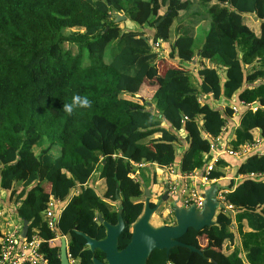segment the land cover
<instances>
[{
  "label": "trees",
  "instance_id": "obj_1",
  "mask_svg": "<svg viewBox=\"0 0 264 264\" xmlns=\"http://www.w3.org/2000/svg\"><path fill=\"white\" fill-rule=\"evenodd\" d=\"M196 4L209 22L198 52L188 26L172 40L175 20ZM118 14L126 19L116 22ZM249 16L257 17L258 30ZM127 21L154 28L153 42ZM158 40L166 54L154 48ZM114 42L119 48L108 59ZM197 53L195 85L183 63ZM238 94L258 105L243 111L228 141L237 151L264 135V0H0V189L10 192L15 217L29 221L27 238L36 233L43 239L47 264H60L61 241H50L58 232L79 264L104 261L81 233L104 238L98 215L116 223L122 210L119 248L128 244L144 210L146 184L131 176V162L173 166L181 145L182 172L204 168L210 139L227 125ZM74 95L91 104L68 115L63 105ZM204 95L227 105L219 109L201 100ZM227 165L219 159L208 177L225 176ZM157 171L152 184L161 182ZM252 173L264 175V152L249 154L237 168L243 178L226 189L234 215L220 210L215 225L189 228L180 238L204 255L181 246L169 254L156 249L148 264H264V178ZM101 181L103 194L94 187ZM51 197L63 204L56 231L44 213Z\"/></svg>",
  "mask_w": 264,
  "mask_h": 264
},
{
  "label": "water",
  "instance_id": "obj_2",
  "mask_svg": "<svg viewBox=\"0 0 264 264\" xmlns=\"http://www.w3.org/2000/svg\"><path fill=\"white\" fill-rule=\"evenodd\" d=\"M125 19V15L118 14L115 21L120 22ZM255 19L257 20V17ZM197 56H199V53H197ZM224 80L225 78H223ZM148 105L151 106V103L149 102ZM202 133L203 135L206 134L205 131ZM143 187L145 194L144 210L141 216L131 225V239L123 249L119 248V237L126 228L122 210L118 212L116 223L105 221L100 214L98 215V222L102 223L106 228V236L104 238L97 239L81 233L92 252L99 249L104 253V261L93 257V264H148V259L154 250H166L167 254H169L171 248L176 246H181L189 249L191 252H198L204 255L203 251L194 245L182 242L180 238L187 233L189 228L201 230L215 225L217 223L215 218L220 210H226L231 216L234 215L232 210L226 209L225 204L217 199L218 190L224 188L217 181L210 184L204 190L205 201L201 210L197 209L195 204H190L189 206L180 205L178 197L172 198L169 206H171V213L174 216L175 222L154 226L151 224L152 216L165 202L170 200L171 196H169L166 190L155 204L152 205L153 201L151 198L153 194L151 187L146 184ZM117 198L120 204L119 195H117ZM28 232L29 221L24 219L21 236L25 238ZM60 241V264H69L67 238L62 236Z\"/></svg>",
  "mask_w": 264,
  "mask_h": 264
},
{
  "label": "built area",
  "instance_id": "obj_3",
  "mask_svg": "<svg viewBox=\"0 0 264 264\" xmlns=\"http://www.w3.org/2000/svg\"><path fill=\"white\" fill-rule=\"evenodd\" d=\"M162 42L161 40H158L157 43H154V48L157 52L166 54V51L164 48H162ZM242 106L244 108H248L250 105L245 104L243 101L241 102ZM257 103L251 104L250 107L255 109L257 107ZM232 110L234 113H238V107L233 106ZM225 130V127L223 128L222 132ZM222 134V133H221ZM218 135L215 138L210 139V152L205 155L206 158V164L204 168L200 169V176H198L199 170L192 172V173H186L187 176H192L194 178L199 179V186H189L191 184H188L187 181H185L181 175L180 181L176 180L175 178H179V175L174 174V171H171L170 169L173 166H169L168 172V180L163 182V184H158V190L153 194V196L160 197L166 190L171 196V198H179L180 205L183 206H189L190 204H195L197 209L201 210L204 205L205 197H204V190L212 183L217 182V179H210L208 177V174L215 169V163L220 159L218 156L220 153H227L230 156L237 157L238 155L248 154L252 152L257 145H259L258 138L254 142L247 143L243 149L241 150H234L233 148L225 146L226 148L224 150L219 149V145L224 147V138L222 135ZM216 151V152H215ZM215 152L216 157H209L210 153ZM133 169L135 170L132 172L131 176L136 180H140L139 176V170L141 168H145L149 166V163L146 162H131ZM155 164V163H154ZM154 164L150 165L154 166ZM241 179L243 178L242 175H239ZM251 178L256 179H262L264 178L263 174H250ZM167 182V184H166ZM226 192L225 188L219 189L217 192V199L225 204L226 209L232 210V205L228 204L225 200L224 194ZM62 202H60L55 197H51L50 200L47 203V208L44 211L47 220L48 225L50 228L56 231L57 229V221L60 214V211L62 209ZM226 211V210H224ZM234 212V211H233ZM2 215V212L0 210V217ZM57 233V232H56ZM64 236L67 238L66 235H61L59 233L56 234V236L51 239L50 241L54 240H61V237ZM68 241V238H67ZM43 242V239L40 235L34 233L31 235V237L28 239L27 236L24 238L21 236V230L13 225L9 232H7L5 235H3L0 238V264H47V260L44 257V253L41 251V243ZM67 256H68V262L69 264H79V260L77 258H74L71 253L68 250L67 246ZM171 264V263H168Z\"/></svg>",
  "mask_w": 264,
  "mask_h": 264
},
{
  "label": "crops",
  "instance_id": "obj_4",
  "mask_svg": "<svg viewBox=\"0 0 264 264\" xmlns=\"http://www.w3.org/2000/svg\"><path fill=\"white\" fill-rule=\"evenodd\" d=\"M250 17L251 16H249V18ZM181 22L183 24H185L184 21H181ZM192 23H193V26H194V28H193L194 31H197L201 27V25H203L202 21H196L195 20L193 22V20H192ZM204 23H206L205 26H207V24L209 25V22L207 20L204 21ZM125 26L132 27L133 24H127V22H125ZM173 27H174L173 30H174L175 34H173L172 40H174L176 38L175 37L176 34L180 33V31L183 30L186 26L185 25L184 26L180 25V26H173ZM196 57H197L196 60H193L192 62H184V63L188 64L187 67L189 68L190 72L193 73V75H195L198 78V82L200 83V77L198 76L199 57L197 55H196ZM164 67L165 66L163 65L161 68H164ZM184 67H185V65H184ZM220 72L222 73V70H220ZM245 87H246V85H245ZM200 98H201V100L205 99V98L210 99L212 104H214V106H216L219 109H224L226 107V105H227V102L225 101L224 98L220 99L218 101L213 100L210 97V95H204L203 97H200ZM241 102L242 101L239 99V94L236 95L230 101V106H232L231 108H233V106H236V107H238L239 111H238V113H233L231 115H228V123L225 126V130L221 134L223 136V138H224V147L219 145L218 147H219L220 150H224L226 148L225 146H227V148L230 147L228 145V141L231 138H233L234 130L240 123L241 115H242L243 111L245 109H247V108H244L242 106ZM181 136L184 137V133H182ZM257 138L259 140V145H257L256 148L252 152H250L248 154L238 155L237 157H234V156L228 155L227 153H220V155L218 156V158H220V159L223 158L226 161H228L227 167H224L225 176H223V177H221L220 179L217 180L223 185V187L225 189H227L228 186H232L233 188H235L237 183L240 182L241 177H239V175L237 174V168L242 162H244V160L246 159V157L249 154H252V153H263L264 152V135L261 136V134H259L257 136ZM182 149L183 148L181 147V151H180L179 150V146H177V149H176V153H177V156H178L177 157V161H176V163H174L173 167L170 170L174 171V174L179 175V178H175L179 182H181L180 181L181 180L180 177L182 175L181 178H183L185 181H187L188 184H191L189 186H197L198 187L199 186V179L198 178H194L192 176L191 177L187 176L186 173H183L182 170H181ZM215 152L210 153L209 157H211V156L212 157H216V153ZM155 170H158L157 171L158 179L163 178L164 182L168 180V176H169L168 175L169 174L168 168L167 167H161V166H159L158 164L155 163L154 166L150 167V169H149V171L147 173V175H148L147 177L149 178V181H151V184H152V180H153V173H154ZM139 176H141L143 178V176L140 175V173H139ZM198 176H200V170L198 172ZM152 188H154V190H158V184L155 183ZM0 210L2 212V215L0 217V226H1L0 238L3 235H5L7 232H9V230L11 229V227L13 225L17 226L20 230H22L23 221L22 222L19 221L14 215L15 208L12 206L10 192L2 190V189H0ZM5 210L9 211V213H7V215H5V213H4ZM200 239H202L204 241L203 245H206V243H207L206 238L202 237Z\"/></svg>",
  "mask_w": 264,
  "mask_h": 264
},
{
  "label": "rangeland",
  "instance_id": "obj_5",
  "mask_svg": "<svg viewBox=\"0 0 264 264\" xmlns=\"http://www.w3.org/2000/svg\"><path fill=\"white\" fill-rule=\"evenodd\" d=\"M202 9H199L197 7V4L194 5V7L191 9L190 12H185L183 13V15L181 17H178V19L175 20L173 26H188L190 28V30H193L194 26H193V23H192V20L193 22L196 20V21H202V24L201 27L197 30V31H194V35H196L195 37V51L198 52V49L199 47L202 45L204 39H205V36H206V32L208 31V27L209 25L206 23H204V21H206L207 19V13H206V9L202 6V5H199ZM180 21V22H179ZM181 21H184L185 24H183ZM255 17H251V18H247V23L251 26V27H256L253 22L255 23ZM127 24H133L132 27H135V29H138V30H144L146 32V35L150 37L151 41L153 42V37L155 35V32H154V28H151V27H141L131 21H127ZM176 24V25H175ZM127 27V26H126ZM126 27L123 26V28L125 29ZM129 27V26H128ZM174 27H172V35L174 34V30H173ZM256 29L258 30V27H256ZM73 30H76V29H73ZM185 31H189L188 28H185L184 29ZM70 31L68 29H66L64 31V33H69ZM68 46V45H66ZM70 48L73 50L74 53H77V49L76 47H72L70 46ZM119 48V43L118 42H114L112 43L108 49H107V57L108 59H111L114 55V53L118 50ZM197 57L194 58V60H196ZM171 64L167 63V65H165L164 68H166L167 66H170ZM183 65H185L186 69L189 70V68L187 67L188 64L186 63H183ZM189 74H190V77H191V80L192 82L197 85L199 82H198V78L193 75V73L190 72L189 70ZM198 82V83H197ZM181 145H179V150L181 151ZM39 149L36 148V152H38ZM147 168V169H145ZM145 168H141L142 170L139 171L140 175L143 176V179L145 180V183L146 184H149V178L147 177V173L149 171V168L148 167H145ZM145 177V178H144ZM95 180H97V176L95 177ZM163 178L161 179V182L159 181V184H163ZM96 188V190L100 193V194H103L104 191H105V185H104V181H101L100 183H98V185H95L94 186ZM152 191V194H155V192L157 190H154V188L151 189ZM156 196H152L151 200L153 202H156ZM144 200H145V194H144ZM172 201V198H170V200H168L167 202H165L159 209L157 212H155V214L152 216L151 218V224H153L154 226H161V225H165L167 223H173L175 222V219H174V216L172 215V213L170 212L169 210V205H170V202ZM5 215H7V213H9L8 210H5L4 211ZM204 238V237H203ZM200 243L203 245L204 244V241L202 239H200Z\"/></svg>",
  "mask_w": 264,
  "mask_h": 264
},
{
  "label": "clouds",
  "instance_id": "obj_6",
  "mask_svg": "<svg viewBox=\"0 0 264 264\" xmlns=\"http://www.w3.org/2000/svg\"><path fill=\"white\" fill-rule=\"evenodd\" d=\"M90 104L91 102L87 97L74 95L71 103L63 105V111L68 115H72L75 108H87L90 107Z\"/></svg>",
  "mask_w": 264,
  "mask_h": 264
},
{
  "label": "flooded vegetation",
  "instance_id": "obj_7",
  "mask_svg": "<svg viewBox=\"0 0 264 264\" xmlns=\"http://www.w3.org/2000/svg\"><path fill=\"white\" fill-rule=\"evenodd\" d=\"M150 185H151V183H150ZM150 185H149V186H150ZM153 185H154V184H152L150 187L152 188ZM159 198H160V197H158L156 200H158ZM168 207H169V210H170V212H171V210H172V209H171V206H168ZM173 223H174V222H173ZM170 224H172V223H170Z\"/></svg>",
  "mask_w": 264,
  "mask_h": 264
}]
</instances>
